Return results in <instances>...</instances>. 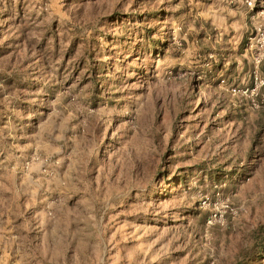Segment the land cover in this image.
I'll return each mask as SVG.
<instances>
[{"label":"rangeland","instance_id":"374dc122","mask_svg":"<svg viewBox=\"0 0 264 264\" xmlns=\"http://www.w3.org/2000/svg\"><path fill=\"white\" fill-rule=\"evenodd\" d=\"M254 3L0 0V264H264Z\"/></svg>","mask_w":264,"mask_h":264},{"label":"built area","instance_id":"2783aa9c","mask_svg":"<svg viewBox=\"0 0 264 264\" xmlns=\"http://www.w3.org/2000/svg\"><path fill=\"white\" fill-rule=\"evenodd\" d=\"M245 3V6L249 10H253L255 7L254 0H243ZM246 50H249L252 55V60L255 64V67H257L260 62L263 59L264 55V21L263 20H257L253 22V28L252 31L249 33V35L246 38ZM254 84L256 85L260 82H264V79L262 80L261 77H258L257 73L254 72L253 75ZM263 108H264V99H263ZM201 204L203 206L208 205L207 198L205 197ZM227 209L224 210V212H216L214 211L209 215L208 222L213 223L214 221H224L225 220V213L229 212L230 214L234 215L236 214V210L233 209L231 206L226 205Z\"/></svg>","mask_w":264,"mask_h":264}]
</instances>
